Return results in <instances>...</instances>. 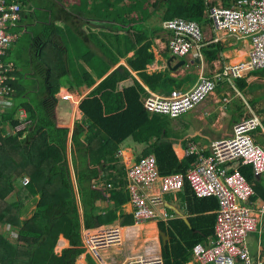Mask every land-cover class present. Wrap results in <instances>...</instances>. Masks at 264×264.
<instances>
[{"label": "trees", "instance_id": "16d2710c", "mask_svg": "<svg viewBox=\"0 0 264 264\" xmlns=\"http://www.w3.org/2000/svg\"><path fill=\"white\" fill-rule=\"evenodd\" d=\"M18 1L22 18L13 31L20 34V39L22 35L30 38L26 41L28 56L25 61L14 60L10 48L3 60L20 69L8 74L16 75L10 81L15 89L14 101L25 102L29 79L34 76L39 79L40 84L35 82L36 88L43 95L37 109L42 108V113L29 110L26 105V127L0 144V228L6 226L13 231L8 235L0 231V264H76L84 253V230L113 224L118 219V210L124 215L128 192L126 169L118 156L121 144L129 138L142 144L146 154L156 156L163 176L186 173L196 160L193 156L179 160L174 141L169 137L170 117L150 114L144 109V99L150 92L166 96L174 89H182L192 77L196 78L192 73L181 79L173 76L176 72L157 60L156 39L163 32L170 34L164 23L184 18L197 21L204 28L211 24L209 6L222 2L225 7H231L238 0H213L209 6L207 0H156L154 3L136 0L117 8L111 7L112 0H106L109 6L103 11H110V21L105 23L85 18L82 7L71 9L55 1L43 8L45 13L38 22V31L34 30L33 12H39L40 8L33 7L30 11L28 20L33 24L28 26L25 5L32 0ZM154 18L158 19L155 23L151 21ZM95 24L99 25L97 30H94ZM161 39L168 42L165 37ZM54 41L62 48L51 46ZM221 50L219 44L204 48L206 61L219 60ZM169 54L165 53L164 58ZM123 60L125 64L121 63ZM27 65L32 66L34 76L30 70L24 74ZM86 84L93 88L80 101L82 118L75 121L72 130L57 125L53 112L61 89L81 96L80 90ZM14 111L13 108L1 117L11 123ZM252 170L251 166L242 169L250 182H253ZM25 178H29L27 184H23ZM101 180L104 187L98 188ZM184 191L189 193L186 202L195 204L197 210H219L217 197H196L188 183ZM106 200L113 207L97 206ZM34 202L33 215L23 219L27 206ZM131 217L129 224H134ZM216 221L217 214L206 213L190 218L191 228L182 220L177 222L187 234L181 231L177 232L179 235L171 234V241L162 249L165 264H186L195 245H206L214 237ZM160 225L165 231V223ZM61 237L70 246L55 257ZM89 261L96 264L91 255Z\"/></svg>", "mask_w": 264, "mask_h": 264}, {"label": "built area", "instance_id": "2783aa9c", "mask_svg": "<svg viewBox=\"0 0 264 264\" xmlns=\"http://www.w3.org/2000/svg\"><path fill=\"white\" fill-rule=\"evenodd\" d=\"M21 18L17 0H0V121H4L2 114L15 107V89L10 81L16 75L8 74L17 68L12 62H5L3 57L19 38L13 28ZM208 18L214 31L250 39L248 58L237 65H226L213 77L202 75L193 89H174L166 96L150 92L144 99V109L150 114L179 117L214 95L221 81L235 85L233 79L243 77L246 71L264 70V0H248L245 6L239 3L230 8L212 6ZM164 28L170 33L168 49L172 55L187 58L195 54V59L203 58L207 38L198 22L175 18L166 21ZM70 98L63 95L61 99L67 101ZM228 103L229 99H226L225 105ZM225 109V106L221 107V112ZM22 118L27 121L26 113L22 112ZM261 126L262 120L258 115L242 119L236 123L231 137L212 144L209 154L191 145L185 154L196 157V160L186 173L161 175L154 154L136 162L125 158L126 190L135 224L151 220L168 221L169 217L163 210L165 196L183 190L189 183L196 197H217L220 202L215 237L210 244H198L193 248L192 263L264 264L263 260L254 259L248 245L252 233L264 230V201L260 204L254 202L258 191L241 170L251 165L257 175H264V147L254 137ZM118 156H123L121 149ZM28 182L29 178H25L23 184ZM124 240L125 231L120 224L84 230L82 238L85 252L92 255L120 246ZM124 264L165 262L161 252L147 247L145 252L130 257Z\"/></svg>", "mask_w": 264, "mask_h": 264}, {"label": "crops", "instance_id": "0c3cea01", "mask_svg": "<svg viewBox=\"0 0 264 264\" xmlns=\"http://www.w3.org/2000/svg\"><path fill=\"white\" fill-rule=\"evenodd\" d=\"M212 1L213 0H210V3H212ZM247 1L248 0H238L233 4L237 5L240 3L245 6ZM220 5H222V2H220ZM204 32L207 38L206 47L212 44H219L221 46L222 50L220 53V59L212 63L207 62L204 56V49L203 58L195 59V54H192L187 58H178L177 61L186 59L188 61V66L186 68L179 69L176 73L173 74V76H180L181 79L183 77H186L189 73L196 75V78L192 77V79L183 86V90L193 89L202 75L213 77L217 72H221L226 65H237L248 58L249 49L251 48L250 39L241 38L238 35H231L224 32H216L212 27V23H209L204 27ZM163 37L169 40L170 34L165 32L159 38ZM167 46L168 42L166 43L165 51L160 49V51L155 54L157 60L163 61L166 66L167 59L164 58V54L170 53ZM158 47L159 45H157L156 48ZM168 56L171 57L172 54L170 53ZM176 62H174L172 65H175ZM233 82L235 85H232L228 81H221L215 94L211 96L213 97L212 103L206 102L208 100L207 99L199 107L183 113L184 115L182 114L176 118L170 117L172 126H175L179 122L185 128V131L182 134L171 138L174 141L173 148L179 160L189 158L188 156H186L185 152L191 145L197 147L207 154L211 153V147L213 143L224 138L231 137L233 135L236 123H238L242 119L253 117L254 115H258L262 120V126L255 132V139L260 145L264 147V70L246 71L243 77L234 78ZM61 91L63 95H75L70 93L66 88H62ZM246 96H248V98ZM226 99H229V103L227 105H225ZM56 106H58V103ZM223 106H225L226 109L224 112H221V107ZM177 119L179 120L176 121ZM72 124L73 121L71 117L67 123V126L64 127L73 129L74 127H69L72 126ZM119 149L123 151V156H121L120 158L121 163L124 165V167V159L127 157L128 159H131L132 162H136L142 157L149 155L145 153V147L142 144L135 142L133 138H129L127 141L121 144ZM179 151L181 155L179 154ZM251 175L253 179L252 183L255 185L258 191V197L255 198L254 202L256 204H260L262 201H264V175L256 176L254 170L251 171ZM97 187L103 188L104 182L102 180L101 182H98ZM184 188L179 192L169 193L164 198L163 210L169 217L168 221L151 220L141 224H129L131 223L132 217L128 194L127 202L123 207L124 215H122L121 210H118L116 213L118 219L113 223L125 226L124 243L120 246L101 250L99 253L100 259L95 260V263L124 264V262L127 261L130 257H133L140 252H145L147 247H150L152 250H156L157 252L162 253L160 247V245L162 246V241L159 234V230H162L160 225L161 223H165V225H163L165 231L163 232H165V235H167L166 241L168 244L172 239V233L177 235H179L180 233H177L178 231L186 233L183 230V226L180 223H177L180 220H182L191 228L192 224L190 222V218L206 215V213L218 214V210L214 212L207 210L201 211L196 209L195 204L192 206L191 203L188 204L186 202V199L188 197L187 194L189 193H186L184 191ZM34 203L32 204V206L27 208L23 216L30 210H32V213L34 212L36 208V205ZM97 206L101 209H107L113 207V203L109 200H106L98 203ZM195 232L199 233L198 230ZM155 233L157 236H159L158 240L156 239V237H153L155 236L153 235ZM214 237H210L206 245L210 244L211 240ZM248 245L254 259H261L264 261V230H262V232L259 231L252 233L248 238ZM69 246L70 242L61 237L55 251L58 253V255H61L62 251ZM192 251L189 252L186 264H193ZM94 257L97 258L95 255ZM76 264H90L89 254L85 253L81 255ZM194 264L196 263L194 262Z\"/></svg>", "mask_w": 264, "mask_h": 264}, {"label": "rangeland", "instance_id": "374dc122", "mask_svg": "<svg viewBox=\"0 0 264 264\" xmlns=\"http://www.w3.org/2000/svg\"><path fill=\"white\" fill-rule=\"evenodd\" d=\"M55 1L56 2L58 1L57 4L59 3L60 5H63L64 7H69L71 9L73 7H77L78 9L80 7H82L83 8L82 14L84 15L85 18H88L89 20L92 18H95V19H98L104 23L110 21V17H109L110 11H107V12L103 11L105 8H107V6H109V5H107L106 0H32V3H27L25 5V8L28 11L27 12L28 18L25 21V25L31 26L33 24L31 21L28 20L30 17V11L32 10L33 7H39L40 11L37 12V10H34L33 15H34V21H35L34 30L35 31L40 30V24L38 22L42 21V20H40V17L42 14L45 13L43 8L52 5ZM112 1L114 3L112 4L111 7L117 8L119 6L121 7V5H124L126 3H128V4L134 3L136 0H119V1L118 0H112ZM152 1L154 3L156 0H152ZM207 4H208V6L211 5L210 0H207ZM40 5H42L43 7ZM102 5H103V8H100V6H102ZM210 7L211 6H209V8ZM127 11H129V10L127 9ZM134 18L136 19V21H139V18L136 15H134ZM157 20H158L157 18H154L151 21H153V23H155V21H157ZM93 27H94V30H97L99 25L95 24ZM83 30L85 32H88L87 28H83ZM16 33L18 34L19 38H18L17 42L11 46V49H13L11 52V57H12V59L17 60L19 62L22 60L25 61V59L28 56V52L26 50V41L28 42L30 40V38L27 35H24V36L22 35V39H20V34L18 32H16ZM163 33H165V32H163ZM53 39H55V37H53ZM160 39L161 38L156 39V47H157V45H159V47L158 48L154 47L155 48L154 49L155 54L158 53L160 51V49L165 51L166 43L163 42L162 39L161 40ZM56 41H57V39H56ZM56 41H54V43H52L51 46H54V48H55V45H56L57 48H62V45ZM91 45H92L93 49H96L93 42H91ZM35 50H34V52H35ZM75 53H76V47H75ZM162 56H163V54H162ZM167 59H169V57ZM124 62L125 61L123 60L121 63H124ZM163 66L168 67L164 63H163ZM31 67L32 66L27 65L26 68L24 69V74L27 71L29 72V70H30L32 72L30 74L33 75V69ZM153 69H155V67ZM134 75H136V74H134ZM29 80H30L31 84L28 87L29 93L23 98V100L25 102L21 103V101H19V103H18L16 101H14L15 102V107H14L15 111H14V116H13V120L11 121V123H7L5 121H0V144L3 141H5L6 139H8L10 136H12V135L14 136L15 134L18 135L24 129V127H26L25 125H26L27 121H23V118H22V112L26 113V115L28 116V109H27L26 105L29 106L28 107L29 110L33 109L34 111L40 107L41 102H38V101L41 100L43 94L40 92V89L36 88V83L40 84V81L36 76L30 78ZM40 87H42V86H40ZM92 88H93V86H91L90 84H86L80 90L82 92V95L81 96L80 95H76V96L73 95V96H71V98L68 102L61 100L60 96H63V93H61L62 91L59 92L58 106L55 107L54 112H53L54 113L53 118L55 119L57 125L67 126L68 121L72 117L73 124H72V126H69V127H75V121L80 120L83 116V113L79 109L80 101L83 99V97L88 95V93L92 90ZM65 95H68V94H65ZM246 97L248 98V96H246ZM206 102L212 103L213 97L208 98V100ZM35 103L36 104L38 103V105H35ZM37 111H38V109H37ZM41 113H42V108L39 109V111H38V114H41ZM178 120L179 119H177L176 121H178ZM234 129H235V127H234ZM184 131H185V128L178 122V124H176L175 126L173 125L170 128L169 137H171V138L174 136L176 137L177 135L182 134ZM233 134H234V132H233ZM71 150L69 147V150H68L69 160H71ZM32 204L33 203H30L27 207L32 206ZM34 204L36 205V203H34ZM35 210H36V208H35ZM33 213H32V210H30L23 217L28 219V217L33 215ZM103 226H105V225H103ZM99 227H101V226H99ZM5 228H6V226H5ZM5 228H0V231L2 233L4 232L6 235H8L9 232H11L13 234V231L9 230V227L6 228L7 230ZM153 235H155L153 237H156V239L158 240L159 236H157L156 233ZM145 238H147V237H145ZM160 247L162 250L161 245H160ZM54 256L56 257V256H60V255H58V253L56 251H54Z\"/></svg>", "mask_w": 264, "mask_h": 264}, {"label": "water", "instance_id": "95a60500", "mask_svg": "<svg viewBox=\"0 0 264 264\" xmlns=\"http://www.w3.org/2000/svg\"><path fill=\"white\" fill-rule=\"evenodd\" d=\"M177 57L172 55L171 57H169V59H167L166 64L168 66L169 69H171L172 71H178L179 69H181L182 67H186L188 66V62L186 60H181V61H177ZM174 62L175 65H172ZM200 62V61H199ZM159 234L161 237V241H162V246L163 248L166 246L167 241H166V236L165 232H163L162 230H159Z\"/></svg>", "mask_w": 264, "mask_h": 264}, {"label": "clouds", "instance_id": "9594fccd", "mask_svg": "<svg viewBox=\"0 0 264 264\" xmlns=\"http://www.w3.org/2000/svg\"><path fill=\"white\" fill-rule=\"evenodd\" d=\"M17 1H18V0H17ZM18 2H19V1H18ZM19 4H20V3H19ZM20 7H21V5H20ZM209 9H210V8H209ZM208 13H209V10H208ZM21 16H22V8H21ZM192 21H193V20H192ZM196 22H197V21H196ZM210 22H211V21H210ZM199 24H200V23H199ZM200 25H201V24H200ZM201 26H202V25H201ZM203 29H204V28H203ZM15 32H16V31H15ZM16 42H17V41H16ZM16 42H15V43H16ZM167 48H168V46H167ZM170 53H171V52H170ZM178 58H179V57H177V59H178ZM184 60H186V59H184ZM186 61H187V60H186ZM187 62H188V61H187ZM186 67H187V66H186ZM186 67H182V68H186ZM175 72H177V71H175ZM173 74H174V73H173ZM68 95H69V94H68ZM69 96H70V95H69ZM60 97L62 98V96H60ZM70 97H71V96H70ZM61 100H62V99H61ZM67 101H69V100H67ZM254 134H255V133H254ZM256 142H257V141H256ZM257 143H258V142H257ZM258 144H259V143H258ZM248 166H251V165H248ZM244 167H245V166H244ZM244 167H243V168H244ZM251 167H252V166H251ZM243 168H242V169H243ZM252 168H253V167H252ZM242 169H241V170H242ZM253 170H254V168H253ZM254 173H255V170H254ZM255 175H256V176H259V175H257L256 173H255ZM260 176H261V175H260ZM254 186H255V185H254ZM131 215H132V214H131ZM146 222H147V221H146ZM134 223H135V222H134ZM120 225H121V224H120ZM121 226H123V225H121ZM98 227H99V226H98ZM98 227H96V228H98ZM123 227H125V226H123ZM96 228H94V229H96ZM90 230H93V229H90ZM82 244H83V241H82ZM82 247H83V245H82ZM83 249H84V248H83ZM85 253H86V252H85V249H84V253H83V254H85ZM99 253H100V252H98L97 255H95L97 258H95L94 255H92V254H90V253H88V254L91 255L95 260H99V259H100V255H99ZM140 253H141V252H140ZM140 253H139V254H140ZM159 253H160V252H159ZM83 254H82V255H83ZM161 254H162V253H161ZM136 255H137V254H136ZM134 256H135V255H134ZM162 256H163V255H162ZM125 262H126V261H125ZM125 262H124V263H125ZM76 263H77V262H76Z\"/></svg>", "mask_w": 264, "mask_h": 264}, {"label": "bare ground", "instance_id": "6f19581e", "mask_svg": "<svg viewBox=\"0 0 264 264\" xmlns=\"http://www.w3.org/2000/svg\"><path fill=\"white\" fill-rule=\"evenodd\" d=\"M152 228H154V227H152ZM149 233V232H148Z\"/></svg>", "mask_w": 264, "mask_h": 264}]
</instances>
